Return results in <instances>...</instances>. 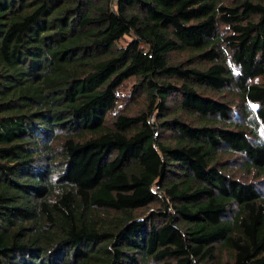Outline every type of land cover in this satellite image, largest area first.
<instances>
[{"label":"trees","instance_id":"1","mask_svg":"<svg viewBox=\"0 0 264 264\" xmlns=\"http://www.w3.org/2000/svg\"><path fill=\"white\" fill-rule=\"evenodd\" d=\"M0 264H264V0H0Z\"/></svg>","mask_w":264,"mask_h":264},{"label":"rangeland","instance_id":"2","mask_svg":"<svg viewBox=\"0 0 264 264\" xmlns=\"http://www.w3.org/2000/svg\"><path fill=\"white\" fill-rule=\"evenodd\" d=\"M186 56V54L185 53H177V54H174L173 55V59L175 60V61H177V60H181V59H183L184 57ZM130 85H131V81L130 80H127V81H125L124 82V84L122 85V87L119 89V93L120 94H127L128 93V91H129V88H130ZM140 98V97H139ZM141 99H138V100H136V101H131V102H129V103H124L125 101H123V99L118 103V109H121V108H123V110L122 111H134V110H136L138 107H140V103H141V101H140ZM151 120V122L152 121H154V118L153 119H150ZM224 255V254H223ZM225 256L226 255H224L223 257H221L222 259H225Z\"/></svg>","mask_w":264,"mask_h":264},{"label":"built area","instance_id":"3","mask_svg":"<svg viewBox=\"0 0 264 264\" xmlns=\"http://www.w3.org/2000/svg\"><path fill=\"white\" fill-rule=\"evenodd\" d=\"M154 118V115H151V119H153Z\"/></svg>","mask_w":264,"mask_h":264}]
</instances>
